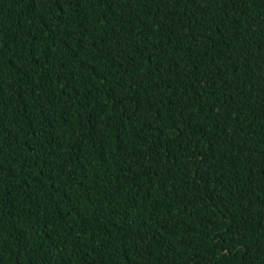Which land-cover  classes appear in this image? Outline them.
<instances>
[{
  "label": "trees",
  "instance_id": "16d2710c",
  "mask_svg": "<svg viewBox=\"0 0 264 264\" xmlns=\"http://www.w3.org/2000/svg\"><path fill=\"white\" fill-rule=\"evenodd\" d=\"M0 264H264V0H0Z\"/></svg>",
  "mask_w": 264,
  "mask_h": 264
}]
</instances>
